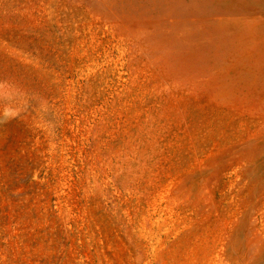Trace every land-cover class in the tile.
I'll use <instances>...</instances> for the list:
<instances>
[{
  "label": "rangeland",
  "instance_id": "obj_1",
  "mask_svg": "<svg viewBox=\"0 0 264 264\" xmlns=\"http://www.w3.org/2000/svg\"><path fill=\"white\" fill-rule=\"evenodd\" d=\"M0 264H264V0H0Z\"/></svg>",
  "mask_w": 264,
  "mask_h": 264
}]
</instances>
